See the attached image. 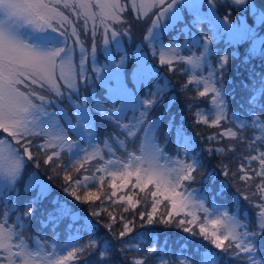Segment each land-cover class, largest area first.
Here are the masks:
<instances>
[{"label":"snow or ice","instance_id":"1","mask_svg":"<svg viewBox=\"0 0 264 264\" xmlns=\"http://www.w3.org/2000/svg\"><path fill=\"white\" fill-rule=\"evenodd\" d=\"M243 2L244 0H233L236 4ZM181 3L182 0H0V132L6 133L5 137L0 138V187L3 191L7 192L19 180L25 167V157L28 160L34 158L30 148L37 138L42 141L36 145L38 149L45 153L48 149H55L52 154L46 155L45 164L53 161L54 157L59 160L61 153L66 150L72 153L69 163L75 160L80 167L92 160H103L102 156L97 155L95 148L91 151L81 149L79 152H73L78 145L76 140L69 138L70 129L67 125H62L59 118L49 113L46 107L51 102V96L64 95L62 87L69 92L78 93V78L86 79L85 61L88 54L78 29L82 27L87 33L91 24V35L95 37L98 29L102 28L107 43V33L111 32L112 38L115 39L118 32L112 25L124 22L122 14L130 6L138 18L148 16L149 13L155 16L148 35L144 37L150 44H154L157 33L153 30L159 26L161 20L179 21ZM208 4L212 6L213 0H208ZM78 21H83V24L79 25ZM200 22L197 16L193 20V26ZM257 23L264 24V13L258 17ZM236 40L252 41L253 48L249 56L257 50L264 55V38L257 37L254 29L246 27L239 30ZM69 41L79 47L78 66L73 63L74 47L69 46ZM207 44L208 41L205 40L199 56H181L175 45L161 44L159 61L162 65H168L169 70L173 69L175 63L189 66L186 70L188 79L182 87L189 89L190 85L193 86L197 93L196 98H208L207 103L211 105L210 108L194 114L196 122L219 128L227 118L224 111L222 79L229 57L225 55L220 58L218 69L209 65V74L203 76L199 70L206 62V54L209 52ZM192 47L198 45L193 44ZM92 53L94 57L95 48ZM123 61L122 57L121 64L108 66L107 106L97 104L96 111L102 120L115 123L122 134L137 138L134 143H138V150L127 152V158L123 161L108 159L96 167V172L112 177L110 186L113 191L108 198L115 197L116 189L126 188L131 178L135 177L132 187L138 188L140 192H145L149 185H152L153 190L147 193L152 197V211L147 213L149 222L152 221L157 206L167 201V218H162L161 223L170 224L171 218L180 216L182 218L178 224L187 225L183 227V231L195 234L192 226L196 225L203 239L209 241L216 249L229 253L234 258L246 254L249 264H257L253 240L258 234L264 240V148L256 145L257 142L264 145V120L259 116L249 118L252 128L258 130L260 135L254 136L249 142L248 147L256 154L249 153L245 156L247 164L241 165L239 171L243 175L239 178L245 181L249 188L253 186L250 182L259 178V183L254 185L256 192L252 194L258 196L259 201L254 204L256 214L252 220L255 227L241 232L238 229L247 228V225L241 224L235 214L219 209L210 211L202 200L195 198L192 191L188 190L184 182L195 179L194 173L200 166L197 159L193 158L191 163L181 159L169 160L167 164L160 163L162 158H168L164 157V149L158 143L157 123L155 120L149 121L148 117L149 110L159 102L157 96L163 89L150 92L144 99H140L134 92L129 91L126 74L124 78L121 77ZM145 67L146 65L138 61L132 71L134 83L143 75ZM96 71L97 78H101L99 70ZM193 72L195 74H192ZM218 75L221 77L220 81L216 80ZM139 82L143 83V80ZM20 85H25L30 90H22ZM257 92L260 99L264 100V73L258 78L257 85L253 86L250 103H255ZM76 108L79 111L76 127L79 128L81 122L87 125L88 109L84 105H76ZM128 110L133 111L134 115L125 124ZM136 112H139L138 116L135 115ZM233 115L235 117V114ZM237 123L240 129L249 126L246 122ZM84 131L91 135L89 127H85ZM138 133L142 135L138 136ZM218 135L231 140L238 138L237 131L231 127L220 131ZM8 137H11V140ZM214 139L215 136L209 137V140ZM215 151L223 153L225 149L216 148ZM252 162H256L258 167H253ZM57 167L65 172L64 180L71 181L64 189L65 192L82 202L99 199L95 193L88 191L82 199L74 190L81 185L87 188L93 177L84 175L72 181V177L67 174V164H57ZM104 175L98 178L101 184L104 182ZM117 180L120 181L119 184L116 183ZM40 188L39 196L43 197L47 194V188L42 184ZM244 199L252 203L251 197L245 196ZM119 200H126L131 207H135L139 202H134L132 196H120ZM11 203L10 199L4 201L3 196H0V264H72L88 248L96 247V241L93 239H90L87 245L80 246L77 236L71 233L63 245L52 243L48 246L37 243L36 247H31L26 243L22 229L24 217H31L33 214L32 202L26 204L27 211L17 214L15 220L11 219V216L16 214L11 209ZM54 203L57 205V218L75 221L76 213L69 201L56 200ZM124 210L127 211V208ZM200 212L204 214L202 222L198 215ZM93 215L99 213L93 212ZM143 215L144 213H141L142 217ZM188 217L190 219H187ZM128 231V224H125L119 235L122 237ZM103 256L104 253L101 252V257ZM134 264H144V261L136 259ZM195 264H219L218 254L205 251Z\"/></svg>","mask_w":264,"mask_h":264},{"label":"trees","instance_id":"2","mask_svg":"<svg viewBox=\"0 0 264 264\" xmlns=\"http://www.w3.org/2000/svg\"><path fill=\"white\" fill-rule=\"evenodd\" d=\"M255 1L246 0L244 4H236L230 0H222L217 3L216 11L221 17L231 20L244 18L248 24L252 25L254 14L250 11V4L255 6ZM213 48L211 59L215 68L218 69L221 57L225 55L229 57L222 79V92L228 108L226 120H230V117L235 114L242 122L248 123L249 126L246 129L236 128L232 121L227 124L221 123L219 128L197 123L194 114L210 108L211 105L207 103L208 98H196L197 93L193 90V86L190 85L189 89L182 87L188 75L186 70L183 74L179 72L178 69H183L181 65L177 66L176 70H169L168 65L159 67L158 62L152 59V64L158 72L154 78L157 83H153L152 80L147 86L141 87L139 91L135 89L134 92L140 99H144L150 92H155L156 88L163 89L166 86V89L158 94L159 102L149 110L148 117L149 121L155 120L159 127V136L165 146L164 148L160 144L164 149V155L172 159L185 160L188 163H191L193 158L197 159L200 166L194 173L195 179L187 186L189 191L196 189L205 196L206 208L214 203L224 206L229 214H235L241 224L247 225V228L239 229L243 232L255 227L252 217L256 214L254 204L259 201L258 196L252 195L256 192L254 185L259 183V178L251 181L253 186L249 188L245 181L239 178L243 175L239 169L242 164H247L246 155L256 154L248 145L254 136L260 135L258 130L252 128L249 118L259 116L264 120V100L260 99L258 92L255 103H250L253 86L257 85L258 78L264 73V55H261L259 50L257 54L249 56L250 44L248 42L236 47L219 43ZM130 70L131 65L128 73ZM216 80L220 81L221 77L218 75ZM93 87L98 90V96H100L98 98L103 97V89L99 90V86L95 83L89 86L90 89ZM103 102L104 100L102 104ZM87 104L92 109L90 100ZM96 121L103 123L104 120L96 115ZM103 125L105 132H99V136L105 138L118 133L116 126H111L108 122H104ZM228 127L237 131L236 140L221 138L218 135L220 131ZM210 136H215L216 139L209 140ZM36 145L32 148L36 149ZM137 145L138 143H135L134 148H126L125 151L136 150ZM256 147L264 148V145L257 142ZM216 148H224L225 151L217 153ZM32 154L34 158L30 161L31 167L24 178L31 172L39 173V177L51 186L53 194L49 195L45 201L34 204L32 216H25L23 219L26 225L23 229H26L22 230L31 247L33 243L48 246L52 243H65L71 233L77 236L80 246L87 245L90 239L96 241L94 249L88 248L72 264H134L136 259L144 261V264H156L159 259H165L167 264H181L180 258L195 264L205 251L218 254L219 264H249L246 254H242L240 258H234L231 254L213 247L211 243L203 239L196 226H192L195 234L183 231V227L187 225L178 224L179 219L182 218L180 216L174 217V221L170 224L161 223L164 217L159 212L157 213L160 205L157 206L156 213L149 222L147 213L152 211L151 201L148 207L141 206L140 202L136 203L135 207H131L126 200H119L120 196L109 199L111 195L101 193L100 184L88 185L87 188L81 185L74 189L76 195L82 199L86 191L95 193L99 199L93 198L86 202L76 200L64 190L71 181L64 180L65 172L62 168L58 167L59 170L56 168L55 172H52V168L45 167V152L36 149ZM122 156L124 158L125 153ZM101 163L102 161H96V165L92 164L89 172L84 167H79L77 171L76 168H72L73 166H68L67 174L72 177V181H75L84 175L89 176L90 172L95 173L96 167ZM65 164L67 160L64 159L60 165ZM252 166L258 167L256 162H252ZM5 196L6 201L11 200V208L16 213L11 216L12 220L16 219L17 214L27 211L26 204L32 202L30 198L17 200L12 195ZM245 196L251 197L252 203L245 200ZM56 200L69 201L79 217L75 221L57 218V205L54 203ZM13 203L15 205L12 207ZM164 204L165 211H167L168 202L164 201ZM125 208L127 211L124 210ZM93 212L99 215H93ZM141 213H144L143 217ZM125 224H128L130 231L121 237L119 233L124 230ZM253 244L256 247L257 259L264 264V240L259 234L253 240ZM149 249L156 251L150 252ZM101 252L104 253L103 257H101Z\"/></svg>","mask_w":264,"mask_h":264},{"label":"rangeland","instance_id":"3","mask_svg":"<svg viewBox=\"0 0 264 264\" xmlns=\"http://www.w3.org/2000/svg\"><path fill=\"white\" fill-rule=\"evenodd\" d=\"M219 1L222 0H213V5L210 6L208 4V0H182V3L180 5L181 10L179 14L180 15L179 21L166 22L164 20H161L159 22V26L153 30L155 33H157V38L154 44H150L148 41L144 39V37L148 35V30L152 27V20L155 19V16L152 13H149L148 16L138 18L136 13L132 11L130 6H128L127 11H125L122 14L124 22L122 24L112 25V28L118 32V35L115 37V39L112 38L111 32L107 33V37H106L108 41L107 43H105V35L103 33L102 28L98 29L95 37L91 35V24H89L87 33L84 32L82 27L78 29L80 31V39L82 40L88 54L87 59L85 61L86 79L78 78L77 80L78 93L69 92L68 90H65L62 87L61 91L64 93V95L60 97L51 96L50 97L51 102L47 104L46 107L49 113H52L53 115H56L59 118V122L62 125H67L68 129H70L69 138L76 140L78 145V147L72 150L73 152H79L81 149L91 151L92 148H95L97 150V155L103 157V160H92L87 163H84L83 167L88 169L87 172H89L92 164L94 166L96 165L95 164L96 161L98 162L102 161L101 164H103L108 159L120 160V161L125 160V157L123 158L122 156L123 153H125V149L134 148L135 145L134 141L136 140V138L127 137L126 134L121 133V129L119 128H118V133L112 135L111 137L106 136L104 138L103 136H99L98 134L99 132L101 133L105 132V130L103 129L104 126L103 123L108 122L106 120H104L103 123L101 121L99 122L96 121V115H98L101 118L99 113L96 111V105L102 104L103 100H104L103 105L104 103H107V88L109 85V81L107 79V68L109 65H112L114 67L116 64H121V58L122 57L124 58L122 67L120 69L121 77L124 78L126 74L127 87L129 91L134 92L135 89L139 91L141 87L147 86L149 82L152 80L153 83H157L154 80V78L156 77V75H158V72L155 66H153L152 64V59L158 62L159 67L165 66L162 65L159 61V50H160L159 46L161 44L175 45L177 50L179 51V55L181 56H189L193 54L199 56L200 53L203 51L204 42L205 40H207L208 41L207 48L209 49V52L206 54V62L204 66L199 70L200 74H202L203 76H207L210 70L208 66L211 65L212 68H215L214 67L215 64L212 62L211 59L212 48L215 45L219 43H226L232 47H236L238 45L248 42L250 44L249 50L251 51V49L253 48V43L251 40L240 41V42L236 40V36L239 30L246 27L254 29L257 37L264 38V24L257 23L258 17L261 15V13H264V0H256L255 6L250 4V11L254 14L252 25L248 24V22H246L244 18H237L231 20L230 18H224L219 16L216 11L217 3ZM230 1L233 2V0ZM245 1L246 0H244V2L241 4H244ZM122 2H125V0H122ZM197 16L200 18L201 22L193 26V20ZM77 23L79 25H82L83 21H78ZM166 23L167 26L165 27ZM125 32H127V34H125ZM193 44H197L198 47H192ZM69 46L74 47L73 63L74 65L78 66L79 57H80L79 47L75 46L72 43V41H69ZM93 48H95L94 57L92 53ZM154 50H155V54H154ZM258 51L259 50H257L252 55L257 54ZM138 61L141 62L143 65H146V67L144 69L143 75L138 77L137 82L134 83L132 71L136 67ZM130 65H131V70L128 73V68ZM174 65L172 70L178 69L180 65L181 67H183V69H178L179 72H181L182 74L185 70L189 69V66L184 65L182 63H175ZM97 69L99 70V77L101 78H97V71H96ZM192 74H195V72H193ZM140 80H143V83H140L139 82ZM93 83L99 86L98 87L99 90L103 89L104 91L103 97H101L100 99L98 98L100 97L98 96V90L95 87L91 89L89 88V86L93 85ZM20 87L22 88V90H30L26 88L25 85H20ZM163 89H166V86H164ZM135 93L136 92H134V94ZM88 100H90L92 103V109H90V106L87 104ZM223 102H224V111L227 117L228 108L224 94H223ZM76 105H84L88 109L87 119L89 123L85 125L83 122H81L79 128L76 127L77 121L79 120V111L76 108ZM104 106H107V104ZM117 107H119V104H117ZM133 115H134L133 111L128 110L127 111L128 119L124 120V123L127 124L129 120L132 119ZM135 115L138 116L139 112H136ZM231 121L234 123L236 128H239L237 121H241V120L238 118V116L235 117L231 116L230 120L225 119L222 122V124H227L228 122L231 123ZM110 125L116 126L115 123H110ZM85 127H89L91 129V135H89L87 132L84 131ZM5 136L6 133L0 132V138H3ZM8 139L11 140V137H8ZM157 139H158V143L165 148L164 142L161 141V138L159 136L158 125H157ZM36 142L41 143L42 141L41 139L37 138L34 141L33 145H36L37 144ZM15 146L19 147V145H15ZM36 149L31 147L30 151L33 152ZM20 150L21 152L23 151L22 149ZM54 151L55 149H48L45 155H50ZM132 151H136V150H132ZM71 154H72L71 152L66 150L65 152L61 153L59 160H56V158L54 157L53 161L49 162V164H46L45 167L46 168L50 167L52 168L51 169L52 172H55V169L58 168L57 164L60 165L65 159L67 160L68 166H73L72 168L77 169L80 166L79 164L76 163L75 160L69 163V158ZM164 157H167L168 159L162 158L160 160L161 164H167L169 160H175L169 158L166 155H164ZM30 161L31 160H28L27 157H25V162H26L25 167L22 170L19 180L7 192L3 191L2 187H0V196H3L4 199V197H6L5 195H12L17 200L19 199L25 200L30 198V201L33 202L32 208H34L33 206L34 204L38 203L39 201L41 202L45 201L46 198H48V196L52 195L53 193L51 191L52 190L51 186L48 183H46L44 179H41L39 177L40 176L39 173L31 172L26 178H24V176L27 174L26 172L31 167ZM101 175L104 174L96 172V170L95 173L93 174L90 172L89 176L93 177V179L89 182L88 185L100 184V187H102L101 193L111 195V192L113 191L112 187L110 186L112 177L104 175V182L101 185V182L98 179ZM116 183L119 184L120 181L117 180ZM132 183H135V177L131 178V181L126 188L123 189L117 188L116 196H126V197L132 196L133 201L138 199L141 206L148 207L149 201L152 202V197L150 195H147V193H149L150 190H153L152 185H149L148 189H146L145 192H140L138 188L132 187ZM184 183L187 186L190 185L189 181H185ZM41 184L45 188H47V194L43 197L39 196V193L41 191L40 188ZM192 193L195 198H197L198 200H202L205 206V202H206L205 196L200 194L196 189L193 190ZM4 200L6 201V199ZM14 205L15 204L13 203L12 207ZM159 205H160V209L157 211V213L159 212L160 214H162L161 215L162 217L167 218L166 215L168 209L167 211H165L164 201ZM214 209H219L221 211L226 210L224 207L221 206H213V205L209 206L210 211ZM198 215L200 216L202 222L204 219V214L200 212L198 213ZM78 217L79 216L76 214L75 220ZM171 219L172 221H174V218ZM187 219H190V217H188ZM85 222L86 225H88L87 221ZM23 227H26L24 222H23ZM210 227L211 225H209V228ZM238 231L240 230L238 229ZM25 240L26 243H28V240L27 239ZM63 244L64 243L59 245H63ZM40 245L43 244L40 243ZM32 247H36V244L33 243ZM254 258L257 264H261L260 261L257 259L255 253H254ZM179 261L181 264H192L189 261L187 262V260H185L184 258H180ZM156 264H167V261H165V259H159V261Z\"/></svg>","mask_w":264,"mask_h":264}]
</instances>
